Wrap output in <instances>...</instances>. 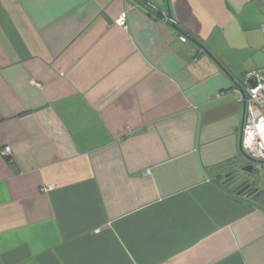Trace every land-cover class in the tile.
<instances>
[{
    "label": "crops",
    "instance_id": "1",
    "mask_svg": "<svg viewBox=\"0 0 264 264\" xmlns=\"http://www.w3.org/2000/svg\"><path fill=\"white\" fill-rule=\"evenodd\" d=\"M155 1L178 28L136 0H0V264H264V205L224 183L264 0Z\"/></svg>",
    "mask_w": 264,
    "mask_h": 264
},
{
    "label": "built area",
    "instance_id": "2",
    "mask_svg": "<svg viewBox=\"0 0 264 264\" xmlns=\"http://www.w3.org/2000/svg\"><path fill=\"white\" fill-rule=\"evenodd\" d=\"M118 22L126 26V19L121 16ZM264 29V23L262 25ZM182 42H187L186 35H179ZM255 82V85L252 84ZM245 89L247 93V111L243 130V147L252 157L264 160V68L248 71L244 75ZM11 146L3 148L5 154H9ZM55 188V184H47L41 187V192H49Z\"/></svg>",
    "mask_w": 264,
    "mask_h": 264
},
{
    "label": "water",
    "instance_id": "3",
    "mask_svg": "<svg viewBox=\"0 0 264 264\" xmlns=\"http://www.w3.org/2000/svg\"><path fill=\"white\" fill-rule=\"evenodd\" d=\"M138 2H140L139 0H136ZM143 2L149 4L151 7H153V9H155L156 11H160L161 13L164 14L165 18L167 20H171L172 22L175 21L174 20V16L172 14V11L169 7V5L167 6L166 9L163 8V6L161 5V3L155 1V0H142ZM167 3H169V0H166ZM173 26H175L176 28H178L177 24L175 22H173ZM200 46L206 51L208 52L211 56H213L211 54V52L204 46L201 45ZM213 58L216 60V62L221 66V68L230 75L229 71L226 69V67L216 59V57L213 56ZM252 84L255 85V82L252 81ZM241 91L243 93V98H244V123L245 124V118H246V107H247V93L246 90L241 87ZM243 129V127H242ZM240 148L242 151V154L244 156V158L248 161V164L246 166L242 167V170L244 172H246L249 176H254L252 179L248 180L245 179V177L242 178H238V180L233 183L232 185L229 186L230 190H234L235 192L241 188L243 185H247L246 187L251 186L253 188L250 198L252 200H254L255 202L264 205V188H256L255 185L257 183V177L260 176L261 170L264 169V160L262 159H258L255 157L250 156L244 149L243 147V130L241 133V138H240ZM236 178V174L233 173H229L226 175L225 181L224 183L228 185V183ZM245 189V188H244ZM244 189L238 191V194H241L244 192Z\"/></svg>",
    "mask_w": 264,
    "mask_h": 264
},
{
    "label": "flooded vegetation",
    "instance_id": "4",
    "mask_svg": "<svg viewBox=\"0 0 264 264\" xmlns=\"http://www.w3.org/2000/svg\"><path fill=\"white\" fill-rule=\"evenodd\" d=\"M242 177H245V179H248V180H250V179H252L254 176H249L246 172H244L243 173V175H236V178L237 179H234V180H232V181H230L229 183H228V185L227 184H225L228 188H229V186L230 185H232L233 183H235L237 180H238V178H242ZM247 185H243L241 188H239L236 192L234 191V190H232V191H234L235 193H237L238 191H240V190H242V189H244V192L243 193H241V194H243V195H247V196H249L250 197V195H251V192H252V190H253V188L251 187V186H249V187H246Z\"/></svg>",
    "mask_w": 264,
    "mask_h": 264
},
{
    "label": "rangeland",
    "instance_id": "5",
    "mask_svg": "<svg viewBox=\"0 0 264 264\" xmlns=\"http://www.w3.org/2000/svg\"><path fill=\"white\" fill-rule=\"evenodd\" d=\"M264 180V169L261 170L260 176L257 177V184H260Z\"/></svg>",
    "mask_w": 264,
    "mask_h": 264
},
{
    "label": "trees",
    "instance_id": "6",
    "mask_svg": "<svg viewBox=\"0 0 264 264\" xmlns=\"http://www.w3.org/2000/svg\"><path fill=\"white\" fill-rule=\"evenodd\" d=\"M139 1H140L141 3L146 4L147 6H149V8L153 9V7H151L149 4L143 2L142 0H139ZM154 10H155V9H154Z\"/></svg>",
    "mask_w": 264,
    "mask_h": 264
}]
</instances>
